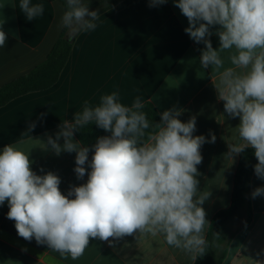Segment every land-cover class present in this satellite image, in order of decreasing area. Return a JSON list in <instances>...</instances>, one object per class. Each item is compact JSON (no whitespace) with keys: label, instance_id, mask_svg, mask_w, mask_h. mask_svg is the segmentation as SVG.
Here are the masks:
<instances>
[{"label":"clouds","instance_id":"9594fccd","mask_svg":"<svg viewBox=\"0 0 264 264\" xmlns=\"http://www.w3.org/2000/svg\"><path fill=\"white\" fill-rule=\"evenodd\" d=\"M167 0H150V7ZM187 18L185 32L197 43L203 42L202 68H211V79L224 102L229 117H239L234 128V142H228L227 157L253 149L258 161L257 178L264 180V0H174ZM19 9L32 21L44 12L43 4L20 0ZM87 17V18H86ZM97 11H89L82 0H66L57 30L67 29L72 39L80 32L97 28ZM0 21V48L8 35ZM218 25L220 46L214 49L207 37L211 26ZM229 65V66H226ZM215 81V83H214ZM150 103V101H147ZM145 102L137 96L131 106L121 102L118 91L100 97L93 106L84 101L72 122L64 120L46 143L33 139L18 140L0 152V205L7 202V218L15 222L19 237L47 245L62 259L82 257L90 239L108 242L126 236L157 237L193 262L208 248L206 230L210 226L202 207L211 193L199 191L202 163L201 146L214 143L215 135L206 140L193 136L196 119L186 123L178 117L184 111L175 107L161 113L153 123L143 111ZM95 123L109 132L97 138L94 152L73 140L74 132ZM35 124L29 126V130ZM63 137V145L58 141ZM32 141L40 148L59 155L75 152L74 172L77 179L86 174L87 182L71 186L67 195L61 192V180L54 172L37 175L29 158ZM43 171V169H41ZM252 198L264 196L257 187ZM215 238L219 235L214 233ZM111 238V239H110ZM232 249H228L231 255ZM249 264H264L250 259Z\"/></svg>","mask_w":264,"mask_h":264},{"label":"crops","instance_id":"0c3cea01","mask_svg":"<svg viewBox=\"0 0 264 264\" xmlns=\"http://www.w3.org/2000/svg\"><path fill=\"white\" fill-rule=\"evenodd\" d=\"M20 0H0V21L8 40L0 48V88L31 73L41 65L58 41L63 29L57 30L65 10L59 0H31L43 4L44 12L32 21L19 9ZM93 6L100 16L97 28L80 32L72 38L68 58L56 81L45 89L17 95L0 105V152L18 140L39 139L46 143L64 120L72 122L76 112L83 110L84 101L93 106L100 97L118 91L121 102L131 106L137 96L161 113L173 107L184 111L178 117L187 122L196 119L193 136L206 140L215 135L214 143L201 146L202 163L199 191L211 195L202 205L209 224L213 216L231 204L233 178L239 155L227 157L239 117L224 111V102L211 79V68H202L200 57L203 42H195L185 29L187 18L174 0L149 6L150 0H82ZM96 6V7H95ZM87 18V17H86ZM219 26H211L207 37L214 49L220 46L215 34ZM226 66H229L226 64ZM215 83V81H214ZM35 128L29 130L31 124ZM73 140L79 141L73 136ZM63 137L58 141L63 145ZM29 158L37 175L51 171L61 180L59 188L67 195L71 186L87 182L88 164L83 179L74 169L76 153L62 151L56 155L38 141H32ZM89 162L91 158L88 156ZM43 169V171H41ZM264 180L253 170L247 196L248 222L232 228L222 264H249L250 259L264 261V196L252 198ZM7 202L0 205V264H193L187 255L168 246L162 237L126 236L113 244L90 239L89 247L78 260L62 259L47 245H39L19 237L15 222L7 218ZM234 223H231L233 226ZM208 230V228H207ZM206 230V234H207ZM111 239V238H110ZM231 248V255L228 249Z\"/></svg>","mask_w":264,"mask_h":264},{"label":"trees","instance_id":"16d2710c","mask_svg":"<svg viewBox=\"0 0 264 264\" xmlns=\"http://www.w3.org/2000/svg\"><path fill=\"white\" fill-rule=\"evenodd\" d=\"M59 1L66 10V0ZM88 8L90 11L93 6H88ZM71 41L72 39L68 38L67 29H63L54 48L41 65L28 75L0 88V105L17 95L51 86L56 81L60 70L68 58ZM143 111L153 123L160 122L161 117L151 103H145ZM74 134L82 146L90 149L88 153L90 158H92L94 152L92 146L96 143L97 138L110 135L109 132L97 127L95 123L75 131ZM257 163L258 161L254 156L253 149H245L239 155L233 178L231 204L229 208L221 210L213 216L206 234L209 246L203 256L197 257L194 264H222L224 261L227 243L234 232L231 223L239 213L246 211L249 214L247 203L248 189L254 166ZM248 219L245 224L248 222ZM214 233L218 234L219 238H215Z\"/></svg>","mask_w":264,"mask_h":264},{"label":"rangeland","instance_id":"374dc122","mask_svg":"<svg viewBox=\"0 0 264 264\" xmlns=\"http://www.w3.org/2000/svg\"><path fill=\"white\" fill-rule=\"evenodd\" d=\"M246 217L247 215L244 211L239 213L233 220L234 225L232 226V228L240 227V225L245 222Z\"/></svg>","mask_w":264,"mask_h":264}]
</instances>
